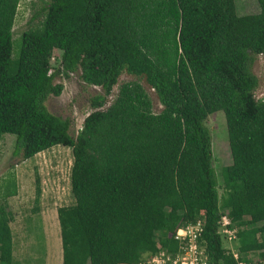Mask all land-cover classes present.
Here are the masks:
<instances>
[{"label":"trees","instance_id":"16d2710c","mask_svg":"<svg viewBox=\"0 0 264 264\" xmlns=\"http://www.w3.org/2000/svg\"><path fill=\"white\" fill-rule=\"evenodd\" d=\"M40 1L36 23L14 42L21 0H0V147L10 134L22 160L71 150L74 204L57 210L61 264L174 256L176 231L198 222L207 264H251L254 254L263 262L264 100L254 98L252 66L264 56V0L247 15L235 0ZM78 71L102 93L89 99L92 112L73 137L70 119L45 102L62 92L56 78ZM123 73L145 81L160 112L138 82L120 85L106 107ZM218 111L231 157L222 197L206 127ZM13 195L12 183L3 198ZM224 214L236 230L230 243L220 233ZM11 220L0 199V264H13Z\"/></svg>","mask_w":264,"mask_h":264},{"label":"rangeland","instance_id":"374dc122","mask_svg":"<svg viewBox=\"0 0 264 264\" xmlns=\"http://www.w3.org/2000/svg\"><path fill=\"white\" fill-rule=\"evenodd\" d=\"M235 4L238 15L259 12L256 0H235ZM42 5L40 0H21L13 26L14 42L36 23L30 22V18L36 12L39 13ZM14 50H18L17 44L13 46ZM59 57L60 53L55 50L51 59L53 67H57ZM252 71L259 81L254 98L264 100V56L257 57ZM129 82L140 83L151 100L153 112H160L162 106L155 92L143 79L127 73L118 78L106 107L114 99L119 86ZM54 83L63 86L62 92L58 97H49L45 106L50 113L70 119L69 132L75 137L85 117L92 112L89 99L102 91L100 88L85 85L80 79L79 71L68 76L62 75L56 78ZM209 117L206 127L211 134L213 168L218 194L222 197L221 172L223 168L231 165L227 127L222 111ZM14 143L15 137L5 134L0 147V199L12 216L10 227L13 238V264H61L62 248L57 210L74 204L70 192L71 150L55 146L31 159L22 160L21 157L13 155ZM8 183L14 184L15 195L4 199L6 190L11 188ZM231 247L229 244L226 246L227 249ZM232 251L234 258L235 252ZM252 258L251 264H264V261L259 262L257 254L252 255Z\"/></svg>","mask_w":264,"mask_h":264},{"label":"built area","instance_id":"2783aa9c","mask_svg":"<svg viewBox=\"0 0 264 264\" xmlns=\"http://www.w3.org/2000/svg\"><path fill=\"white\" fill-rule=\"evenodd\" d=\"M229 226H231V220L226 214L222 215L220 233L230 243L235 239L236 230L234 228L230 229ZM201 232L202 227L199 222L195 226L190 225L185 228H179L174 235V239L178 242V251L174 256L164 250H160L141 264H207L204 249L198 244ZM228 250L231 253L232 249ZM235 253H233V256L237 260L238 254L234 255Z\"/></svg>","mask_w":264,"mask_h":264}]
</instances>
